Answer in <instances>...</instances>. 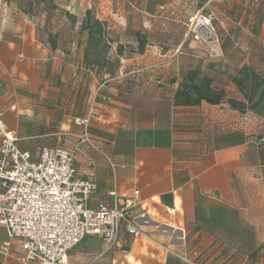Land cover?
Returning a JSON list of instances; mask_svg holds the SVG:
<instances>
[{
  "label": "crops",
  "instance_id": "crops-1",
  "mask_svg": "<svg viewBox=\"0 0 264 264\" xmlns=\"http://www.w3.org/2000/svg\"><path fill=\"white\" fill-rule=\"evenodd\" d=\"M31 35H0L5 128L34 156L56 131L86 129L104 152L92 154L93 170L83 156L74 161L75 176L97 185L92 205L113 188L120 203L139 190L133 214L143 234L122 233L115 249L86 236L68 264H264L252 255L264 244V145L251 146L244 127L224 128L223 104L174 105L175 82L157 98L131 99L124 85L95 96L97 73ZM76 116L89 117L87 125ZM7 236L0 224V245ZM8 247L0 264H18V242Z\"/></svg>",
  "mask_w": 264,
  "mask_h": 264
},
{
  "label": "rangeland",
  "instance_id": "rangeland-1",
  "mask_svg": "<svg viewBox=\"0 0 264 264\" xmlns=\"http://www.w3.org/2000/svg\"><path fill=\"white\" fill-rule=\"evenodd\" d=\"M198 13L210 14L214 34L197 25ZM1 34H32L82 61L84 71L98 74V97L124 85L131 99L157 98L173 90L172 79L196 69L227 97L242 99L231 78L247 77V88L259 83L253 101L237 114L223 101L216 112L252 137L264 135V0H0ZM256 255L264 257V244Z\"/></svg>",
  "mask_w": 264,
  "mask_h": 264
},
{
  "label": "built area",
  "instance_id": "built-area-1",
  "mask_svg": "<svg viewBox=\"0 0 264 264\" xmlns=\"http://www.w3.org/2000/svg\"><path fill=\"white\" fill-rule=\"evenodd\" d=\"M196 21L214 34L210 14L198 13ZM88 121L89 117L74 119L82 126ZM228 126L237 128L236 123ZM54 137L55 143L42 146L34 156L19 146L17 133L5 128L0 114V224L8 234L0 247L6 256L16 240L18 264H68V251L86 236H97L109 247L117 245L124 232L134 238L144 232L133 214L138 189L122 203L110 189L92 205L94 178L75 176L78 156L95 168L92 154H104L101 143L86 129L58 130ZM247 137L249 144L264 145V135Z\"/></svg>",
  "mask_w": 264,
  "mask_h": 264
},
{
  "label": "trees",
  "instance_id": "trees-1",
  "mask_svg": "<svg viewBox=\"0 0 264 264\" xmlns=\"http://www.w3.org/2000/svg\"><path fill=\"white\" fill-rule=\"evenodd\" d=\"M231 79H233L234 84L243 94L242 99L227 97V93H225L224 88H217L212 85V79L200 73L199 70H188L183 76H181L179 81L177 79H172V82L177 84L173 92V104L194 105L201 102H206L208 104H220L223 101H226L230 108L244 111L246 103L253 101V96L259 83H251L247 88V77L240 78L234 75ZM263 96L264 88L261 89L259 97ZM103 98L105 99L106 97ZM257 101L258 99L255 100V102ZM228 125L230 124L226 122L224 128H228ZM260 135L262 134H259V136ZM250 145L253 147L255 146L252 144ZM258 250L259 247L252 253L253 257L257 256L256 254Z\"/></svg>",
  "mask_w": 264,
  "mask_h": 264
}]
</instances>
